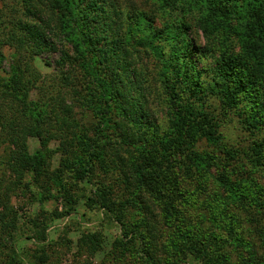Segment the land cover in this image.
<instances>
[{
  "label": "trees",
  "instance_id": "obj_1",
  "mask_svg": "<svg viewBox=\"0 0 264 264\" xmlns=\"http://www.w3.org/2000/svg\"><path fill=\"white\" fill-rule=\"evenodd\" d=\"M159 1L174 8L175 22L162 37L172 45L180 65L169 89L183 95L163 136L149 122L142 88L136 89V97L128 96L126 80L119 72L108 76L105 58L86 46L93 34L89 6H82L83 21L77 28L72 24L79 16L72 15L64 0H45L55 30L67 29V36L76 41L74 54L64 50L59 71L52 76L35 64L43 47L51 45L46 28L14 20L7 9H0V264L24 262L16 248L21 236L12 196L19 187L28 189L27 176L40 182L42 191L47 192V183L57 184L60 195L73 204L74 187L92 183L95 188L88 200L121 223L122 247L134 250L145 264H264V183L256 176L264 167V114L249 107L264 93V0ZM238 10L244 19L239 40L244 58L221 56L214 68L218 106L204 104L206 112L198 104L205 91V71L197 68L188 50L187 18L194 15L202 34L211 40L215 25L225 27ZM6 47L13 53L8 71L2 66ZM73 63L88 83L86 94L73 81L69 91L62 84L70 81L65 69ZM103 96L109 104L101 108ZM76 98L99 119L92 136L75 115ZM233 113L242 125L240 132L255 138L247 150L238 148L239 133L232 140L225 132ZM30 138L44 145L59 143L61 166L55 172H37L43 159L39 153L30 154ZM201 145L205 149L200 150ZM97 171L118 175L123 185L120 201L113 195L115 183L91 180ZM49 217L32 221L39 241L47 239ZM158 217L161 235L150 222L152 218L158 223Z\"/></svg>",
  "mask_w": 264,
  "mask_h": 264
},
{
  "label": "rangeland",
  "instance_id": "obj_2",
  "mask_svg": "<svg viewBox=\"0 0 264 264\" xmlns=\"http://www.w3.org/2000/svg\"><path fill=\"white\" fill-rule=\"evenodd\" d=\"M81 2L83 5H80L78 0H64L66 6L72 9V15L76 13L80 17H76L72 25L79 28L80 20L83 21L81 8L89 6V23L93 34L86 46L105 58L103 67L108 70L105 72L108 76L119 72L126 80L125 90L127 85L128 96L136 97L139 94L135 93L136 89L142 88L143 95L148 99L149 122L153 123L154 128L157 127L155 129L159 136H163L170 126L174 106L178 107L183 102L180 101L183 95L179 89H169L172 77L180 65L176 61V54L172 52V45H168L162 37L168 25L175 22L174 8L166 6L165 2L159 0H82ZM74 5L78 6L74 9ZM2 8L7 9L9 16L14 20L21 18L26 23L46 28L45 33L51 39V45L43 47L35 62L43 74L52 76L59 71L57 62L62 58L64 50L74 54L73 48L76 47V41L72 39V35L67 36L69 35L67 29L62 32L55 30L56 27L54 23H51L45 0H0V9ZM187 20H189L191 39L188 50L197 68L205 71L201 76L205 91L198 99L199 109L205 110V105L210 104L217 107L214 68L217 67L222 55L226 57L232 53L240 57V61L244 58L241 42H239L243 34L242 12L238 10L231 16L229 23L224 24L225 27L215 25L212 37L215 39L211 40L202 34L198 21L194 20V15ZM77 34L80 32L78 31ZM3 51L7 60L2 66L5 71H8V64L13 53L7 47ZM163 53L165 55H162ZM75 66L74 63L66 66L65 70L68 72L71 83L65 80L62 84L69 91L73 81L74 86L77 85L81 93L86 94L88 83H85L83 73ZM99 92L103 95V90L100 89ZM108 104L107 97L103 96L100 107ZM249 107L252 112L264 114V93L258 95L252 103L249 102ZM74 112L92 136L99 120L95 111L87 107L82 108L76 98ZM97 112L106 113L107 110ZM241 126L239 118L233 113V116L226 121L224 128L232 140L240 134L242 138L236 140L238 148L247 150L251 145L253 146L255 138L254 136L248 138V134L244 135L240 132ZM204 145L210 146L205 143ZM58 146L59 143L56 141L44 145L37 138L29 139L30 154L39 153L43 159V166L35 167L37 172L46 168L51 174L61 166ZM199 149L205 148L201 145ZM104 176L106 177L103 178ZM256 176L260 182L264 183L263 166ZM96 178L115 183L117 194L113 192V195H117L118 200H113L120 201L123 185L117 181L119 177L115 172L105 175L97 171L96 176H91V180L96 181ZM26 181L30 184L28 189L24 186L19 187L12 196L13 205L19 216L20 229L17 235L21 236V239L16 242V248L23 258V264H145L134 250L126 251L122 247L121 239L124 237V232L121 223L112 220L105 209L95 206L88 200L92 197L95 188L92 183H80L76 186L77 188L74 187L72 193L77 203L73 204L60 195L57 184L47 183L46 186H49L46 187L48 188L46 192L40 188V182L34 181L31 176H27ZM41 196H43L42 200ZM55 211L64 215L53 217L54 214L51 215V213ZM47 214L51 216L46 220L47 239L39 241L33 235L35 229L32 221L43 220L45 216L48 217ZM156 219L158 221L160 217ZM150 222L151 227H158L157 235H161L163 224L159 221V224L156 223V220L152 218Z\"/></svg>",
  "mask_w": 264,
  "mask_h": 264
}]
</instances>
